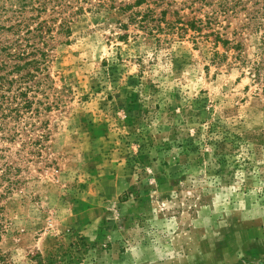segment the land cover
I'll use <instances>...</instances> for the list:
<instances>
[{"label": "rangeland", "instance_id": "obj_1", "mask_svg": "<svg viewBox=\"0 0 264 264\" xmlns=\"http://www.w3.org/2000/svg\"><path fill=\"white\" fill-rule=\"evenodd\" d=\"M135 1L72 0L50 40L41 112L1 142L0 264H264L261 33L224 20L244 48L216 57L184 24L209 0Z\"/></svg>", "mask_w": 264, "mask_h": 264}, {"label": "trees", "instance_id": "obj_2", "mask_svg": "<svg viewBox=\"0 0 264 264\" xmlns=\"http://www.w3.org/2000/svg\"><path fill=\"white\" fill-rule=\"evenodd\" d=\"M144 1L136 0L135 4ZM207 3L213 6L211 13L205 19L193 17L185 21L187 28L196 31L204 27L215 29V26L224 27V20L230 23V18H240L234 34L244 38L247 33H261L256 48L259 56L264 57V0H209ZM104 5L105 2H100L97 6ZM82 10L84 7L76 8L72 0H0V32H10L15 36L10 42H0V152L3 140H14L28 128L33 115L41 112L38 104L41 102L35 99L33 92L41 84L53 81L48 73L49 42L55 38V33L70 37L72 20ZM31 12L35 14L29 15ZM149 13L143 14L142 18L147 20ZM166 14L162 12L164 18ZM210 34L215 35V44L222 43L226 50L222 54L215 51L214 56L227 57L228 50L233 48L240 50L239 57L244 48L241 40L235 39L234 42L224 38L217 28ZM261 68L259 63L254 67V76L258 79L261 78ZM42 104H45L42 107L45 111L53 107V103ZM12 169L13 165L7 161L0 164V181H9L8 192L14 182L9 176ZM2 228L0 224V241Z\"/></svg>", "mask_w": 264, "mask_h": 264}]
</instances>
